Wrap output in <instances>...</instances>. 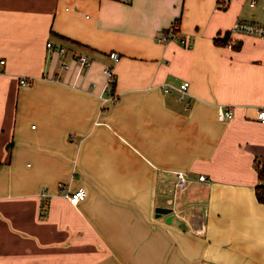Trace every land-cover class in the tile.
<instances>
[{"label":"crops","instance_id":"obj_1","mask_svg":"<svg viewBox=\"0 0 264 264\" xmlns=\"http://www.w3.org/2000/svg\"><path fill=\"white\" fill-rule=\"evenodd\" d=\"M249 2L0 0V264H264V39L231 32L264 24Z\"/></svg>","mask_w":264,"mask_h":264},{"label":"built area","instance_id":"obj_2","mask_svg":"<svg viewBox=\"0 0 264 264\" xmlns=\"http://www.w3.org/2000/svg\"><path fill=\"white\" fill-rule=\"evenodd\" d=\"M214 1L220 5H225L229 0H214ZM254 3H255V0H250L249 5L253 6ZM231 32L246 33V34L264 39V24L254 22L252 20H237L233 23V25L231 27ZM167 39H168V37H165V36L156 37V40L159 42H162V43H165V41H167ZM183 41H184V39H181V42H183ZM47 45L50 49L54 48V45L52 42H48ZM66 51H67L66 47H64V46L59 47V53L62 56H64L66 54ZM109 56L112 59H114L115 61H117L120 57L118 52H116V51L110 52ZM73 58L82 67H88L92 63L91 58L87 54H85L84 52H79V51L73 52ZM60 67L61 68L62 67L63 68L68 67L67 62L62 63ZM105 72L108 75V86H107V88H108V90H111L115 86L116 75L113 72V68L110 66H107L105 68ZM21 83L22 84H30L31 82L27 78H22ZM187 86H188V81H183L182 84L178 88H176L181 97L186 93ZM163 91L164 92L169 91V87L164 86ZM217 116L220 120L225 119V118H230L232 116V109L229 106L225 107V108L224 107L219 108ZM257 118L261 122H264V106H261L258 108ZM198 180L200 182H204L207 180V178L204 174H200V175H198ZM190 181L191 180L185 175L184 172H182V171H176L175 172L174 188L176 191H183V190L187 189L189 187ZM86 196H87V192H86L85 188H83V187H80V188H78L74 191L68 192L66 194V197L73 204H77L78 202L84 200L86 198Z\"/></svg>","mask_w":264,"mask_h":264},{"label":"trees","instance_id":"obj_3","mask_svg":"<svg viewBox=\"0 0 264 264\" xmlns=\"http://www.w3.org/2000/svg\"><path fill=\"white\" fill-rule=\"evenodd\" d=\"M216 42L223 43L225 41V37L223 40L219 41V39H215ZM257 178L258 183L255 186V196L257 200L264 204V159L260 162L257 168Z\"/></svg>","mask_w":264,"mask_h":264},{"label":"water","instance_id":"obj_4","mask_svg":"<svg viewBox=\"0 0 264 264\" xmlns=\"http://www.w3.org/2000/svg\"><path fill=\"white\" fill-rule=\"evenodd\" d=\"M155 211L159 214V213H167V212H169L171 210H170V208L156 207Z\"/></svg>","mask_w":264,"mask_h":264}]
</instances>
